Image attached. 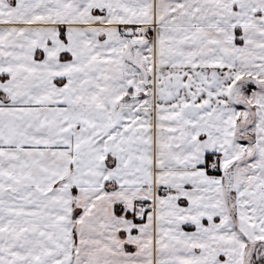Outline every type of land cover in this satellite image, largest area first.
Returning a JSON list of instances; mask_svg holds the SVG:
<instances>
[{
    "label": "snow or ice",
    "instance_id": "snow-or-ice-1",
    "mask_svg": "<svg viewBox=\"0 0 264 264\" xmlns=\"http://www.w3.org/2000/svg\"><path fill=\"white\" fill-rule=\"evenodd\" d=\"M0 264H264V0H0Z\"/></svg>",
    "mask_w": 264,
    "mask_h": 264
}]
</instances>
